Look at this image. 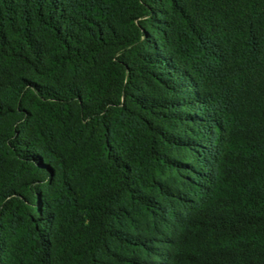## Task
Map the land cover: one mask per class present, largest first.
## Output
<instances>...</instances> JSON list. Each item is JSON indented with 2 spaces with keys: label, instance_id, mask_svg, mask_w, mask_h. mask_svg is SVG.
Segmentation results:
<instances>
[{
  "label": "trees",
  "instance_id": "16d2710c",
  "mask_svg": "<svg viewBox=\"0 0 264 264\" xmlns=\"http://www.w3.org/2000/svg\"><path fill=\"white\" fill-rule=\"evenodd\" d=\"M0 264H264V0H0Z\"/></svg>",
  "mask_w": 264,
  "mask_h": 264
}]
</instances>
